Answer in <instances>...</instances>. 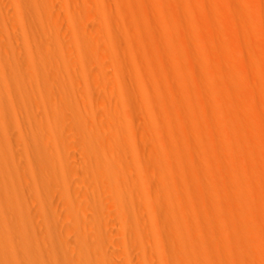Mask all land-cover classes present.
Wrapping results in <instances>:
<instances>
[{"label": "bare ground", "instance_id": "6f19581e", "mask_svg": "<svg viewBox=\"0 0 264 264\" xmlns=\"http://www.w3.org/2000/svg\"><path fill=\"white\" fill-rule=\"evenodd\" d=\"M0 264H264V0H0Z\"/></svg>", "mask_w": 264, "mask_h": 264}]
</instances>
